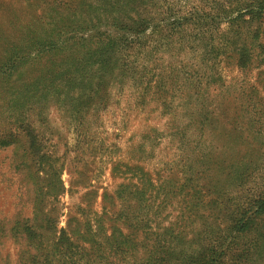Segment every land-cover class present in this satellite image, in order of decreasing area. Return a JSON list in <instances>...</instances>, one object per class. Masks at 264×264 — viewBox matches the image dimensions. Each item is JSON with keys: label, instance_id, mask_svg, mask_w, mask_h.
<instances>
[{"label": "trees", "instance_id": "16d2710c", "mask_svg": "<svg viewBox=\"0 0 264 264\" xmlns=\"http://www.w3.org/2000/svg\"><path fill=\"white\" fill-rule=\"evenodd\" d=\"M0 14V155L11 149L25 193V206L0 217V264H10L1 253L8 241L17 264H264V167L246 150L262 140L264 109L251 94L227 109L235 130L242 116L251 121L227 159L195 148L183 181L156 182L126 165L128 181L103 193L102 212L79 207L65 227L51 206L65 191L62 169L36 127L52 105L67 107L79 147L88 115L106 107L115 81L139 86L157 69L175 80L191 66L192 81L212 87L223 82L225 62L262 69L264 0H0ZM185 50L198 61H164L165 52ZM154 83L161 96L166 79Z\"/></svg>", "mask_w": 264, "mask_h": 264}, {"label": "rangeland", "instance_id": "374dc122", "mask_svg": "<svg viewBox=\"0 0 264 264\" xmlns=\"http://www.w3.org/2000/svg\"><path fill=\"white\" fill-rule=\"evenodd\" d=\"M2 21L0 14V24ZM175 53L165 52L164 61L177 63L180 57L186 59L184 65L198 61V56L191 51ZM218 71L223 82L212 87L203 80L202 86L196 85L192 81L196 73L191 66L182 69L175 80L170 78L168 69L164 72L157 69L139 86L131 80L115 81L106 107L102 105L92 110L86 126L79 128L82 129L79 147L72 111L52 105L45 124L37 122L36 127L45 142V151L56 168L62 169L65 191L59 201L51 205L58 208L59 215L62 213L60 227H65L66 216L71 212L75 214L79 207L89 205L86 213L102 212L103 193L112 192L128 181L131 174H124L126 165L142 169L156 182L159 178L161 181L174 176L183 181L197 152H193L195 148L226 159L227 153L239 150L235 135L249 134L251 121L248 116H242L239 129L235 130L227 109L243 107L242 99L250 94L264 109V67L243 72L225 62ZM160 76L168 84L161 96L153 93L154 81ZM212 117L215 125H201ZM246 150L250 151L249 163H263L264 167V133L261 141H247ZM0 159V217H12L25 206L20 197L25 193L18 174L12 170L11 149L2 151ZM115 167L119 173H114ZM82 177L87 188L76 185ZM90 191L98 192L97 197L87 198L86 193ZM1 248L3 257H8L10 264H17L16 246L8 241Z\"/></svg>", "mask_w": 264, "mask_h": 264}]
</instances>
